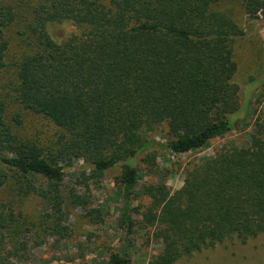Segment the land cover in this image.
I'll use <instances>...</instances> for the list:
<instances>
[{"label":"trees","instance_id":"16d2710c","mask_svg":"<svg viewBox=\"0 0 264 264\" xmlns=\"http://www.w3.org/2000/svg\"><path fill=\"white\" fill-rule=\"evenodd\" d=\"M219 1L0 0V194L12 197L0 196V264L27 258L31 221L13 204L28 196L45 202V229L68 235L62 182L79 161L94 178L121 167V224L132 231L136 211L163 245L148 264H246L263 246L214 250L264 235L260 117L245 146L233 140L188 168L173 194L160 177L143 188L146 210L132 205L140 162L154 170L158 154L202 149L241 122L235 44L245 31ZM242 2L264 25V0ZM248 81L264 87V77ZM29 114L62 129L57 142L24 138ZM129 261L111 252L104 264Z\"/></svg>","mask_w":264,"mask_h":264},{"label":"rangeland","instance_id":"374dc122","mask_svg":"<svg viewBox=\"0 0 264 264\" xmlns=\"http://www.w3.org/2000/svg\"><path fill=\"white\" fill-rule=\"evenodd\" d=\"M242 1L220 0L215 6L230 14L245 31L235 44V59L238 63L235 81L240 84L241 103V122L238 128L188 154L174 155L169 151H164L163 155L158 154L154 170H147L140 162L138 167L142 178L135 191L133 208L144 211L151 204V198L143 193L145 185L156 183L163 177L173 194L185 183L188 168L213 156L216 150L224 145L228 146L233 140L240 146H245L249 142L251 125L259 117L264 120V87L260 82L253 85L248 81L250 77L257 81L264 77V25L245 15ZM66 30H72V26ZM20 132L24 138L36 140L43 145H53L63 133L50 119L34 114L27 116ZM156 139L161 141L162 136L158 135ZM121 172V167L117 166L106 170L103 177L94 178L89 170H85L82 161L65 171L62 182L65 196L63 224L68 226V235L48 227L45 229L43 214L47 206L40 197L31 195L13 204L17 212H22L31 221L29 232L23 236L30 245L27 258L16 260L13 264H104L111 252L126 253L130 260L128 264H148L149 260L162 251L163 245L161 239L154 235L153 228H144V223H141L143 217L136 211L131 212L137 222L132 231L121 224L124 205L122 188L118 183ZM0 196L4 200L12 198L6 189ZM97 215L101 216L100 222ZM254 243L263 246L253 251ZM214 250L220 253L230 251L226 253L230 255L234 250H241L238 253L253 251L246 264H264V235L254 239L247 248H243L238 242L226 241ZM238 258L240 259V255ZM222 260L226 262L228 259ZM185 262L180 259L176 264ZM202 262L201 264H221L217 259Z\"/></svg>","mask_w":264,"mask_h":264}]
</instances>
